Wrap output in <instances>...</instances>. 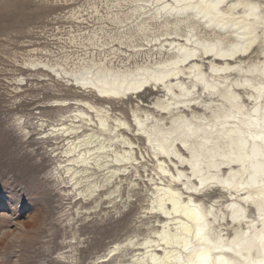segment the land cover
Segmentation results:
<instances>
[{"label": "bare ground", "instance_id": "6f19581e", "mask_svg": "<svg viewBox=\"0 0 264 264\" xmlns=\"http://www.w3.org/2000/svg\"><path fill=\"white\" fill-rule=\"evenodd\" d=\"M86 5L57 52L32 49L23 63L82 95L47 112L60 119L39 117L38 141L57 146L49 176L118 216L144 192L134 223L155 219L92 264H264V0ZM141 90L155 97L129 119L112 108ZM77 245L63 258L77 262Z\"/></svg>", "mask_w": 264, "mask_h": 264}, {"label": "rangeland", "instance_id": "374dc122", "mask_svg": "<svg viewBox=\"0 0 264 264\" xmlns=\"http://www.w3.org/2000/svg\"><path fill=\"white\" fill-rule=\"evenodd\" d=\"M88 1L0 0V205L14 214L12 220L0 216V238L6 235L0 240V264H92L114 244L135 233H140L141 239L155 222L148 215L142 219L144 225L134 223L146 205L141 191L119 216L117 209L101 212L93 209L92 201L79 203L68 186L56 184L49 176L53 168L49 151L57 147L55 142L38 141L47 129L39 127L38 122L60 119L47 112L62 100L73 105L76 101L72 98L80 99L82 95L70 93L63 82L51 80L47 72L37 73L23 61L36 53L32 49H37V55H47V50L57 52L64 44L58 37L78 25L69 14L72 10H92L86 5ZM102 9L104 6L99 4L98 10ZM141 92L140 100L132 96L114 103L112 108L129 119L130 106L137 102L149 105L155 97L151 91ZM18 125L26 130L20 131ZM101 207L110 205L104 200ZM86 211L89 215H84ZM19 225L20 238L14 241L11 234ZM78 242L77 247L83 251L75 253L78 261L63 258V254L73 255L71 245Z\"/></svg>", "mask_w": 264, "mask_h": 264}]
</instances>
